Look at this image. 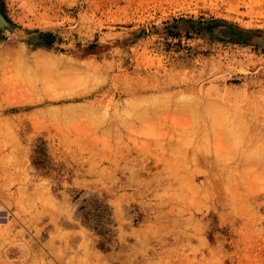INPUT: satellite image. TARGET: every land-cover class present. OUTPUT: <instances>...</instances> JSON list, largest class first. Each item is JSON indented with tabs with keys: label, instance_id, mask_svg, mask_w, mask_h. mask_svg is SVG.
Returning <instances> with one entry per match:
<instances>
[{
	"label": "rangeland",
	"instance_id": "obj_1",
	"mask_svg": "<svg viewBox=\"0 0 264 264\" xmlns=\"http://www.w3.org/2000/svg\"><path fill=\"white\" fill-rule=\"evenodd\" d=\"M0 264H264V0H0Z\"/></svg>",
	"mask_w": 264,
	"mask_h": 264
}]
</instances>
